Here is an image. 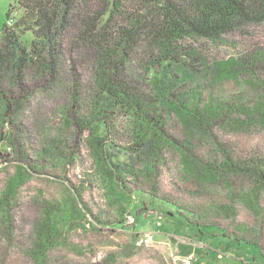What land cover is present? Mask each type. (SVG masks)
Wrapping results in <instances>:
<instances>
[{
  "label": "rangeland",
  "instance_id": "1",
  "mask_svg": "<svg viewBox=\"0 0 264 264\" xmlns=\"http://www.w3.org/2000/svg\"><path fill=\"white\" fill-rule=\"evenodd\" d=\"M11 4L0 0V34ZM262 30L264 35V26ZM246 40L239 34L218 44L204 43L201 57L207 71L172 92L173 99L186 95L199 108L209 106L218 115L217 123L205 127L204 135L188 136L179 116L162 109L157 120L174 149L159 148L156 158L147 159L152 174L142 161L130 174L122 156L116 168L108 169L117 185L112 192L100 176L104 163L87 140L95 94L94 73L84 66L85 59L70 57L66 67L79 68L53 84L35 70L23 75L19 86L3 81L0 264H264L258 248L239 241L248 239L264 248V189L254 204L240 199L253 187L245 172L255 171L259 160L264 163V127L244 116L262 90L246 83L249 76L243 68L237 70V79H218L210 69L236 59ZM139 49L126 50L129 58L115 76L131 94H144L157 105L161 100L153 94L151 76L141 66L147 58ZM76 60L84 61L81 67ZM102 120L110 134L105 143L130 148L125 113L108 112ZM180 152L203 163L219 162L227 154L240 168L227 181L202 184L184 173ZM48 214L47 245L38 249V231ZM203 225L217 226L223 233Z\"/></svg>",
  "mask_w": 264,
  "mask_h": 264
},
{
  "label": "trees",
  "instance_id": "2",
  "mask_svg": "<svg viewBox=\"0 0 264 264\" xmlns=\"http://www.w3.org/2000/svg\"><path fill=\"white\" fill-rule=\"evenodd\" d=\"M97 2L100 9L95 6ZM13 12L17 13L10 17ZM7 19L0 34V85L4 81L19 86L21 77L30 70L49 77L53 84L59 77L64 80V76H73L79 68L75 64L66 67L70 57L83 58L88 63L84 66L94 73L90 77L95 95L87 140L94 144L96 158L104 163L100 176L111 192L117 185L110 179L108 169L116 168L122 156L121 163L130 167V174L140 161L144 170L152 174L147 159L156 158L159 148H173L157 120L162 109L179 116L188 136L206 134L205 127L219 120L209 106L199 108L186 95L175 99L172 96L179 84L207 71L201 57L206 49L204 43L218 44L239 34L247 39L236 59L218 62L210 69L218 79H237L238 69L247 71L246 83L262 91L251 112L244 114L245 121L257 120V126L264 127V0H12ZM9 21L12 22L8 24ZM135 47L147 58L141 66L151 76L153 94L161 100L157 105L144 94H137L134 87L137 95L131 94L123 79L115 76L129 58L126 50ZM76 61L80 67L84 63ZM108 112L125 113L133 146L119 148L105 143L110 134L102 119ZM180 157L184 173L202 184L227 181L240 168L227 154L219 162L212 159L206 163L184 152ZM259 162L255 171L245 172L253 187L240 199L248 204L256 203L257 193L264 189V163ZM9 191L12 190L5 191V196ZM122 219L121 223L124 216ZM49 220L48 214L46 224L38 231V249L47 245ZM203 227L222 232L214 225ZM239 241L255 246L264 255L258 243L244 238Z\"/></svg>",
  "mask_w": 264,
  "mask_h": 264
},
{
  "label": "built area",
  "instance_id": "3",
  "mask_svg": "<svg viewBox=\"0 0 264 264\" xmlns=\"http://www.w3.org/2000/svg\"><path fill=\"white\" fill-rule=\"evenodd\" d=\"M11 22H12V21H9L8 24L11 23ZM129 219H130V218H129ZM130 221L133 222V219H130Z\"/></svg>",
  "mask_w": 264,
  "mask_h": 264
}]
</instances>
